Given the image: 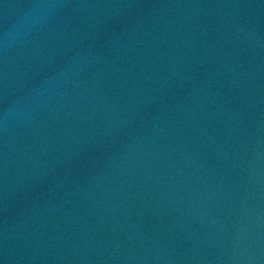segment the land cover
Returning <instances> with one entry per match:
<instances>
[{"label": "water", "instance_id": "obj_1", "mask_svg": "<svg viewBox=\"0 0 264 264\" xmlns=\"http://www.w3.org/2000/svg\"><path fill=\"white\" fill-rule=\"evenodd\" d=\"M0 264H264V0H92L0 162Z\"/></svg>", "mask_w": 264, "mask_h": 264}]
</instances>
